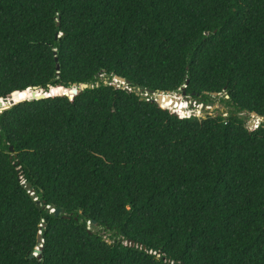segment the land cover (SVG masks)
Wrapping results in <instances>:
<instances>
[{"label": "trees", "instance_id": "16d2710c", "mask_svg": "<svg viewBox=\"0 0 264 264\" xmlns=\"http://www.w3.org/2000/svg\"><path fill=\"white\" fill-rule=\"evenodd\" d=\"M11 102L0 264H264V0H0Z\"/></svg>", "mask_w": 264, "mask_h": 264}, {"label": "rangeland", "instance_id": "374dc122", "mask_svg": "<svg viewBox=\"0 0 264 264\" xmlns=\"http://www.w3.org/2000/svg\"><path fill=\"white\" fill-rule=\"evenodd\" d=\"M115 80V78H114ZM117 82V85H122L123 87H126L127 82ZM137 92L144 97L143 90L137 89ZM178 92V91H177ZM181 95L184 96V98L186 99L187 103H188V112L189 114H187L188 116L191 115H196L200 118H204L207 115H216L218 113H222L223 115L227 114V109L229 108L225 102L221 101L220 97L224 95V93H220L218 95H215L213 93V96L210 100V102L208 103H202V100H194L192 97L187 96L185 94H182L181 91L179 92ZM150 95L153 96V98L155 97V94H151ZM169 109H171L170 107H168ZM247 123L250 125H255L259 122L264 121V117H260V116H256L255 114H251V115H247L245 116Z\"/></svg>", "mask_w": 264, "mask_h": 264}, {"label": "water", "instance_id": "95a60500", "mask_svg": "<svg viewBox=\"0 0 264 264\" xmlns=\"http://www.w3.org/2000/svg\"><path fill=\"white\" fill-rule=\"evenodd\" d=\"M115 78L120 79V80H122L123 82H127V84L130 83V82H129L130 80L127 79V78H125V77H120L119 75H116ZM105 82H107L106 79H105ZM74 85H76V84H74ZM81 86H82L83 88H85V87H93V84H91V83H83ZM33 89H34V87H33ZM138 89H140V90H144V91H148V90H149V88H147V87H145V86H138ZM150 89H151V88H150ZM180 90H181V93H182V94H186V91H185L184 88H181ZM160 92H164V91H161V90L156 91V90H154V89H151V90H150V93H151V94H157V93H160ZM166 92H173V91H169V90H168V91H166ZM174 93L180 94L179 91H178V92L176 91V92H174ZM214 94H215V95H218L219 93H218V92H214ZM226 97H228V95H226ZM154 99L158 100L156 97H154ZM19 100H22V99H19ZM12 104H14V102H11V103H8V104H4V105H0V111H2V110L5 109V108H8V107H9L10 105H12ZM254 114H255V113H254ZM256 115H257V114H256ZM10 149H11L12 151H14V147H13L12 145L10 146ZM30 187H31V184H30V183H26V188L29 189ZM30 193L33 194V198L36 200L37 204H38V205H41V200L38 199V196H37V194H35L34 190H30ZM48 207L50 208L51 211H53V212L55 213V215H58V214L60 213V208H57V207H55V206H53V205L48 206ZM45 225H46V223L43 222V223L41 224V227H44ZM92 227H93V228L96 227L95 224H94V221H92ZM42 247H43V238H42V234H41V231H40V232H39V235H38V245L35 247L34 251L29 255V257L32 258V257H34V256H38V258H41V257H42V254H41V252H42Z\"/></svg>", "mask_w": 264, "mask_h": 264}, {"label": "snow or ice", "instance_id": "6c2138e0", "mask_svg": "<svg viewBox=\"0 0 264 264\" xmlns=\"http://www.w3.org/2000/svg\"><path fill=\"white\" fill-rule=\"evenodd\" d=\"M130 82V81H129ZM173 88H175V85H173ZM182 88H184V89H186L187 88V85H183L182 86ZM150 87H149V90L148 91H145L144 93H143V95H144V97H145V99L147 100V101H149V102H153V96L152 95H150L149 93H150ZM31 93H30V91H29V95H30ZM22 95V94H21ZM46 95H50V93H46ZM157 96H160L161 94H159V93H157L156 94ZM177 99H180V97L179 96H177ZM175 102L173 101V100H168V104H174ZM182 106L183 107H188L189 105H188V103H183L182 102ZM165 108H167V106L165 105L164 106Z\"/></svg>", "mask_w": 264, "mask_h": 264}, {"label": "built area", "instance_id": "2783aa9c", "mask_svg": "<svg viewBox=\"0 0 264 264\" xmlns=\"http://www.w3.org/2000/svg\"><path fill=\"white\" fill-rule=\"evenodd\" d=\"M31 89H33V88H31ZM254 114V113H253ZM256 115V114H255ZM256 116H258V115H256ZM88 228H93L92 227V221H88ZM125 243L126 244H130V245H132V243L130 242V241H125ZM150 252H153V253H156L155 251H150ZM158 256H159V254H157Z\"/></svg>", "mask_w": 264, "mask_h": 264}]
</instances>
